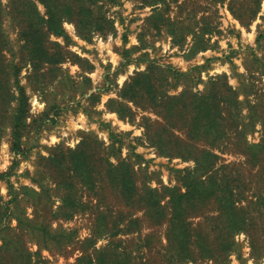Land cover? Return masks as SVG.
Listing matches in <instances>:
<instances>
[{
  "label": "rangeland",
  "instance_id": "rangeland-1",
  "mask_svg": "<svg viewBox=\"0 0 264 264\" xmlns=\"http://www.w3.org/2000/svg\"><path fill=\"white\" fill-rule=\"evenodd\" d=\"M0 1L3 15L8 0ZM146 1L116 0L107 4L106 16L113 22V29L105 33L80 37L72 23L64 22V36H50L48 41L52 52L60 50L63 53V60L39 68L26 62L18 35L19 25L4 14L2 29L10 50L6 51L5 60L21 67L18 81L27 97V115L21 130L20 152L15 153L12 149L7 125L0 136V174L6 175L0 179V197L1 203L8 206L12 214L5 222L10 231L4 230L0 236L18 235L17 240L34 254L32 260L38 264H78L76 260L84 254L82 250L85 240L90 237L98 207L118 216L119 213H133L135 217L142 214L124 206L105 181L100 186L97 183L94 194L85 187L74 185L76 196L89 202L90 207L87 211L74 213L71 218L64 217L65 209L61 208L60 199L62 185L59 187L58 182L66 178V163L57 167L49 162V157L76 149L83 140L87 152L94 156L101 152L106 157L103 148L107 150L113 143L115 150L119 148V151L116 156L109 155L108 160L116 164L123 159L133 164L134 179L140 190L180 186L178 170L193 165L191 160L160 153L148 141L145 125H151L152 133L166 126L161 114L146 107L144 100L135 106L120 97L124 84L136 73L149 66L164 69L168 74H158L160 83L157 89L169 95H177L182 90L192 93L209 90L211 81L220 77L219 83L237 91L241 116H247L250 111L251 117L259 118L254 131L247 132L245 142L258 143L262 137L264 0H165V4L154 6ZM38 9L43 14L39 4ZM156 9L162 11L166 22L153 16ZM201 41L205 49L193 51L192 47ZM175 72L182 75L176 77ZM8 79L9 92L18 94L14 76ZM224 89L222 86L221 91L225 92ZM244 96H247V102ZM10 105H15V101ZM126 109H130V113ZM117 112L121 113L122 119ZM180 123L178 120L173 122ZM182 128L168 130L167 127L163 136L172 139L174 135L178 136L195 149L211 148L203 141H188L186 130ZM236 143L237 138L229 136L211 150L219 157V163L232 165V171L239 170L252 180V187L262 188L263 181L254 178L257 164H253L249 155L244 153L246 144L241 139L239 145ZM92 162L104 164L100 160ZM13 197L14 201L9 202ZM35 214L37 220H44L51 230L73 232V239L61 248L52 242H48V248H45L38 233L19 229L15 219L18 215L31 219ZM256 223L255 233L263 246V254L252 257L249 236L239 233L234 236L233 252L225 261L195 256L194 262L186 264H216L217 261L220 264H264V211ZM143 228V235L154 233L151 251L145 247L144 250L136 249L134 246H141L140 242L123 235L121 238L128 240L127 248L133 250L137 261L166 264L161 249L166 243L165 227ZM105 243L106 240H100L95 247ZM88 250L92 251L90 247ZM7 257L3 256L4 259Z\"/></svg>",
  "mask_w": 264,
  "mask_h": 264
},
{
  "label": "trees",
  "instance_id": "trees-1",
  "mask_svg": "<svg viewBox=\"0 0 264 264\" xmlns=\"http://www.w3.org/2000/svg\"><path fill=\"white\" fill-rule=\"evenodd\" d=\"M115 1L8 0L3 15L0 1V136L7 125L15 153L20 152L21 130L25 126L27 115V97L18 81L21 67L5 60L6 51L10 50L2 29L4 14L19 25L18 35L26 53V62L39 68L63 60V53L60 50L52 52L48 41L50 36H64V22L72 23L80 37L112 30L113 22L107 18L105 8ZM146 3L154 6L157 3L165 4V0H147ZM38 4L42 6L43 14L40 13ZM153 16L158 21L166 22L159 9L155 10ZM201 43L202 41L197 46L194 45L192 50H204L205 46H201ZM164 73L168 74L162 68L147 67L124 84L120 97L133 102L135 106L145 101L146 107L162 115L166 126L161 127L159 132L152 133L151 125L147 123L145 136L160 153L193 162L191 167L178 170L180 186L140 190L134 179L133 164L123 159L116 164L108 160L109 155L116 156V151H119V148L115 150L113 143L107 150L103 148L106 157L101 152H98L100 156L87 152L83 147V140L76 149H68L48 158L57 167L66 163V178L63 182H58L59 187L62 185L63 194L60 199L61 208L65 209L62 213L64 217L71 218L74 213L87 211L90 207L89 202H83L76 196L74 185L85 187L94 194L97 183L100 186L105 181L124 206L142 213L141 217H135L133 213H119L118 216L106 208L100 210L98 207L90 237L85 240V248L82 250L84 254L76 260L78 264H149L146 260L137 261L133 250L126 246L128 240L121 238L123 235L131 236L140 242L141 246H134L136 249L144 250L145 247L148 252L151 251L154 233L143 235L144 226L165 227L166 243L161 249L166 264H186L194 262L196 257L206 260L220 258L225 261L233 252V238L239 233L249 236L252 257L263 254V246L255 231L256 221L263 217L264 184L262 188L255 189L252 187V180H248L239 170L232 171V165L219 163V157L211 150L219 147L226 137H236L238 145L241 139L246 144L244 153L249 155L248 159L253 160V164H257L254 178L261 179L264 183V128L258 143L245 142L247 132L254 131L259 118L256 120L251 117L250 111L247 115L250 117L241 116L237 91L225 83H219L220 77L211 81L209 90L195 93L182 90L177 95H169L157 89L160 83L158 74ZM173 74L176 77L182 75L176 72ZM12 75L18 93L16 95L10 93L8 88V78ZM222 86L225 87V92L221 91ZM247 99L244 96L245 102ZM14 101L15 105L11 106L10 102ZM126 111L130 113V109ZM117 114L122 119L121 113ZM246 119L247 123H244ZM177 120L182 122L179 125L186 130L188 141H203L211 148L195 149L191 143L178 136L174 135L173 139L163 136L167 127L168 130L180 127L173 124ZM97 145L102 147L100 142ZM134 156L140 158L138 154ZM97 160L104 164L92 162ZM5 176L0 174V179ZM14 199L13 197L9 202ZM10 215L9 207L1 203L0 197V233L10 231L5 224ZM15 219L19 229L27 233H38L45 242V248H48V242L61 248L64 243L73 239V232L51 230L44 220H37L36 214L31 219L21 215L15 216ZM195 219L198 220L194 222ZM17 236H0V252H3L0 264H38V261L32 260L34 254L24 248ZM100 240H106V243L95 247ZM142 255L147 256V253ZM3 256H8V259ZM216 264L220 262L217 261Z\"/></svg>",
  "mask_w": 264,
  "mask_h": 264
}]
</instances>
